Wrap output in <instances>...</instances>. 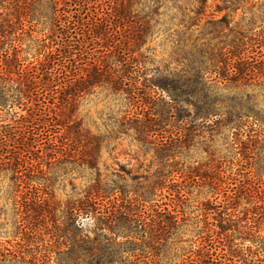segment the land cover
I'll list each match as a JSON object with an SVG mask.
<instances>
[{"label":"trees","instance_id":"1","mask_svg":"<svg viewBox=\"0 0 264 264\" xmlns=\"http://www.w3.org/2000/svg\"><path fill=\"white\" fill-rule=\"evenodd\" d=\"M208 1L0 0V109L12 117L0 124V169L12 171L14 182L30 172L29 185L44 174L43 165L51 169L69 157L95 171L83 196L69 200L58 216L64 225L54 226L53 235L65 240L55 243L63 255L58 264H161L169 258L167 248L184 249L182 240H174L185 223L184 210L172 200L156 199L166 197L165 191L169 199L185 195L175 182L178 173L203 189L210 187L212 202H218V189L230 179L223 186L224 199L217 205L208 199L205 209L228 215L231 202L245 193L253 204L247 228L264 239V191L225 177L221 166L209 175L202 167L185 169L176 159L193 137L222 130L231 132L235 147L243 144L250 159L257 155L254 148L264 151V31L252 32L258 21L251 19L252 27L245 28L231 26L229 18L238 10L260 13L262 26L264 0H219L216 11L224 14L200 26ZM158 33L168 43V58L158 59L151 47L147 55L135 54ZM97 87L122 94L126 102L106 134L85 127L77 114L80 98ZM122 136L136 143L129 149L134 153H127L131 160L140 167L149 160L145 174L126 171L139 182L132 189L125 175L107 179L99 168L103 149ZM34 166L38 174L31 173ZM15 187L18 193L20 184ZM35 188L40 207L48 198L45 189ZM20 214L17 209L18 223ZM221 222H211L220 228L217 239L209 234L197 259L183 258V264H234L225 238L242 232L236 224L231 228ZM18 225L23 237L42 231ZM29 243L19 242L17 248L0 244V264H52L50 254Z\"/></svg>","mask_w":264,"mask_h":264},{"label":"rangeland","instance_id":"2","mask_svg":"<svg viewBox=\"0 0 264 264\" xmlns=\"http://www.w3.org/2000/svg\"><path fill=\"white\" fill-rule=\"evenodd\" d=\"M217 3H219V0L208 1V11L203 16L200 26L206 20L212 17L218 18L224 14V11H216ZM229 15L232 21L231 26L240 23V27H244V25L245 28L252 27L250 26V23H252L250 20L252 19L254 22L258 21L254 25L252 32L261 33L264 31V24L260 26L261 23H259L262 20V14L260 13L251 14L248 12L244 14L242 10H238L236 13H230ZM225 31L229 32L228 30ZM162 34H155L135 54L138 55V53L144 52L147 55L148 51H146V48L151 47L154 54L158 55V59L168 58L170 49H168V43ZM125 104L126 102L122 94L113 95L110 91L97 87L93 88L90 94H85L80 98L77 114L82 119L85 127L91 129L93 132L106 134L114 126L115 120H119L122 116L121 112ZM15 111H19L20 114L25 113V111H22L18 107H15ZM11 118V115L6 110L0 109V124L11 122ZM38 129L41 130L39 127ZM208 133L204 137H193L190 143L180 147V155L176 159L181 162L183 168L191 167L195 170L202 167L209 175H214L215 166H221L220 168L224 170V173L221 174L225 175V177L242 179V184L248 185L255 192L264 191V175L261 177L256 176L257 170L264 173V151L254 148L253 152H256L257 155H254V159H250L244 147H242L243 144H240L238 148L232 144V134L230 131L222 130L218 133ZM244 139L246 138L244 137ZM135 146L136 143L132 142V138L122 136V139L110 142L108 148L103 149L99 164L101 172L105 176H108L107 179L111 178L119 181L122 179H120L118 173L122 174V176L125 175L129 179V182L126 183L129 189H132L130 185L136 186L139 182L131 180L126 171L131 170L134 171L133 173L145 174L147 173L146 164L149 161L146 160L145 165L140 167L136 160H131V156L127 153H134L129 151V149ZM218 161H222V165ZM44 162L42 161V164ZM40 168H42L41 164ZM43 168H45L44 174L39 173L40 175L31 182V185L27 183V176H31L30 172L24 178L22 177L14 182L15 179L12 180V171L6 172L0 169V244L2 247L7 246L10 248H17V243L19 242L25 244L30 242V247H35L38 244L42 248V254H50L51 263L58 264V258L63 257V255L59 256L57 254L56 251L58 249L55 247V243L65 242V240L63 238L58 239L57 236L53 235L54 226L58 227L60 225L62 227L61 225H64L62 224V218L58 216L62 214L69 200L83 196L84 190L93 182L94 176L92 174H95V171L91 170L83 160L75 158L72 160L71 157L58 162L57 166H53L51 169L44 167V165ZM31 170H34L31 172L32 174H38L36 166L32 167ZM250 170L252 171V175L248 174ZM250 177L252 179L249 180ZM174 178L176 184L182 185V192L185 195L183 197L171 196L173 199H169L170 195L165 191L166 197L161 199L158 196L156 199L159 202L165 201L167 203H170L172 200L178 205V209L184 210L185 223L174 240H178L177 242L182 240L180 244L185 248H167L169 258H165L161 264H183V258H188V260L197 259V250L199 247L201 248L203 244L202 240L204 238L208 239L209 234L213 236L212 238L217 239V231L220 228L211 224V222L218 225L226 217L233 219L234 222L230 224V222L225 220L221 224H226L227 227L231 228H235V225L232 226V224H236V229L242 232H238L237 236L229 239L225 238V241H227V248L225 249L231 254L230 257L233 258L234 264H264V239L256 238V236L251 234L252 231L247 228L252 222L251 211H253V204L250 202V197L245 193H239V196L231 202V207L227 210L229 214L227 215L226 212H222V209H205L206 201L210 199L212 202V198H210L212 189L210 187L206 186L203 189L195 185L192 179L187 178L185 180L181 177L180 173L175 174ZM227 181L231 180L227 179L225 183H222V186L218 189L220 191L217 199L218 202H212L213 204L217 205L224 199L223 195H225V191L223 186L228 184ZM15 183L21 186L18 193L15 192ZM121 184L124 183L121 182ZM28 186L33 187V189H28ZM39 186L45 189L43 192L48 198L47 202L40 207L34 202L39 191L35 187ZM15 198L18 201L15 202ZM25 198L28 201H24ZM168 208L171 210L173 207L169 206ZM17 209L21 213L20 223L16 222L17 216L15 217V212ZM52 214H54L53 217ZM44 215H49L46 220L43 217ZM84 220L82 219V221ZM84 222L86 223L87 221ZM18 224H22V227L27 230L31 227L34 230L42 228V231L37 233L36 237H33L28 232L23 237L21 229L17 228ZM45 225H48L47 230H45ZM229 232L233 231L229 229L227 233ZM261 237H264V227ZM63 246L64 244H61L60 249ZM50 250L53 252H50ZM176 253H178L177 256H175Z\"/></svg>","mask_w":264,"mask_h":264}]
</instances>
